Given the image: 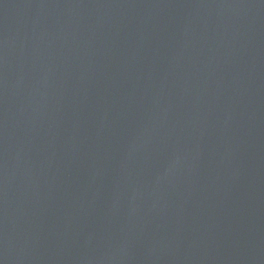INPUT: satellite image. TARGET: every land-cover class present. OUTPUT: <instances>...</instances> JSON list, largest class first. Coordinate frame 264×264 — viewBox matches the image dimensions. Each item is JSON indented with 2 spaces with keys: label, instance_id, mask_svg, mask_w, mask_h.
Wrapping results in <instances>:
<instances>
[{
  "label": "water",
  "instance_id": "1",
  "mask_svg": "<svg viewBox=\"0 0 264 264\" xmlns=\"http://www.w3.org/2000/svg\"><path fill=\"white\" fill-rule=\"evenodd\" d=\"M0 264H264V0H0Z\"/></svg>",
  "mask_w": 264,
  "mask_h": 264
}]
</instances>
